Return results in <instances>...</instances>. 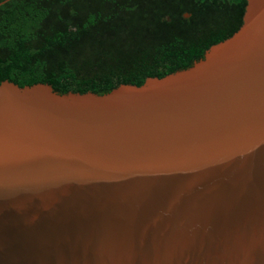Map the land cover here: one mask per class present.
<instances>
[{"label":"water","instance_id":"1","mask_svg":"<svg viewBox=\"0 0 264 264\" xmlns=\"http://www.w3.org/2000/svg\"><path fill=\"white\" fill-rule=\"evenodd\" d=\"M244 15L139 86L0 83V264H264V0Z\"/></svg>","mask_w":264,"mask_h":264},{"label":"trees","instance_id":"2","mask_svg":"<svg viewBox=\"0 0 264 264\" xmlns=\"http://www.w3.org/2000/svg\"><path fill=\"white\" fill-rule=\"evenodd\" d=\"M4 0H0L2 2ZM247 0H10L0 83L105 94L191 67L242 25Z\"/></svg>","mask_w":264,"mask_h":264}]
</instances>
